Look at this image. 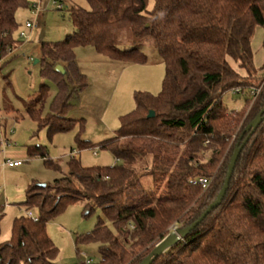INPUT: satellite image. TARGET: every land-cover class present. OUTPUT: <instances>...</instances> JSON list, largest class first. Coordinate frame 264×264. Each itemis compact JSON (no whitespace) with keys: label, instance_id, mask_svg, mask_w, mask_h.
<instances>
[{"label":"trees","instance_id":"trees-1","mask_svg":"<svg viewBox=\"0 0 264 264\" xmlns=\"http://www.w3.org/2000/svg\"><path fill=\"white\" fill-rule=\"evenodd\" d=\"M87 2L89 10L69 11L72 34L40 44L41 78L57 87L50 112L43 114L50 95L46 84L26 112L50 140L78 126L79 151L100 147L118 163L86 168L70 157L68 174L45 185L32 181L23 207L37 216L14 220L11 240L0 243V264H57L59 251L47 225L83 201L86 217L99 209L114 228L99 219L93 231L76 236L79 243L100 247V260L86 264H140L172 227L191 226L217 199L233 153L248 137L222 204L153 264H264V119L254 132H245L264 109V81L256 82L252 46L255 30L264 31V0H153L152 10L150 0ZM26 7V0H0L2 58L21 45L16 14ZM123 30L157 49L165 78L158 95L135 94V109L98 146L82 138L86 120L69 117L73 100L88 87L75 50L91 47L113 61L144 64L147 57L139 49L118 48ZM58 65L65 74L56 71ZM227 93L245 97L240 110H228ZM151 111L155 117L148 119ZM27 155L60 168L48 159L46 146L30 145ZM145 177L151 188L141 185ZM4 211L0 206V221Z\"/></svg>","mask_w":264,"mask_h":264},{"label":"rangeland","instance_id":"rangeland-1","mask_svg":"<svg viewBox=\"0 0 264 264\" xmlns=\"http://www.w3.org/2000/svg\"><path fill=\"white\" fill-rule=\"evenodd\" d=\"M26 1L29 7L21 8L16 14L20 27L15 33V39L21 45L8 56L0 57V140L9 142L6 154L0 144V206L5 208L0 221V243L11 240L14 220L27 214L23 207L27 186L32 181L43 185L52 183L68 174L67 163L72 150L79 152L77 157L86 168L118 163L109 151L100 147L79 151L76 146V136L80 131L78 126L68 133L56 134L50 140L47 132L39 130L37 124L28 116L26 104L37 96L43 84L50 88L44 115L50 112L52 101L57 95L56 85L44 81L41 78L40 65L34 63L40 58L41 42L63 41L74 32L69 16L70 9L79 7L89 10L90 6L87 0H63L64 9L58 10L53 0ZM153 4V0H150L148 10L153 9ZM36 7L39 9L38 15L34 13ZM27 22L34 24L32 32L27 28ZM263 32V29L257 28L252 40L257 83L264 81V51L261 40ZM116 44L122 50L139 49L147 57L146 62L127 64L113 61L96 51L91 53L90 50H94L91 47L75 50L76 63L81 73L87 77L89 89L73 100V113L80 111L73 119L86 120L82 138L98 146L114 137L121 117L135 109V94L158 95L165 78V63L149 42L137 40L130 31L123 30L118 33ZM223 102L229 111H238L243 107L245 97L237 93H227ZM69 117L72 118V115L69 114ZM30 145L46 146L48 159L57 163L59 170L49 169L40 157H28L27 147ZM8 156L22 159L25 162L23 167L5 169L7 166H4V162ZM141 185L146 189L151 188L152 180L148 177L142 178ZM86 202L68 206L47 225L48 234L59 251L57 264L98 262L99 245L79 243L76 236L93 231L99 219L104 220L114 231L112 224L99 209L89 217L85 216ZM30 212L37 216L35 210ZM174 227L171 228L172 231Z\"/></svg>","mask_w":264,"mask_h":264},{"label":"water","instance_id":"water-1","mask_svg":"<svg viewBox=\"0 0 264 264\" xmlns=\"http://www.w3.org/2000/svg\"><path fill=\"white\" fill-rule=\"evenodd\" d=\"M39 60H36L34 63L38 64ZM56 71L65 74V69L62 65H58L56 67ZM155 117V112L151 111L148 115V119H152ZM264 119V109L258 114V116L247 126L245 132L247 133H252L255 131V129L259 126V124L263 121ZM243 137V136H242ZM249 137L244 141L242 146H238L231 158L229 167H228V172L227 176L224 182V185L222 187L221 192L219 193L217 199L207 208V210L202 214V216L191 226L187 228H176L173 230L169 235H167L163 240H161L154 250L150 253L149 256H147L140 264H153L161 255H163L166 251L171 249L172 247L178 245L181 241H183L186 236H188L192 231H194L202 222L203 220L217 207H219L224 198L225 195L228 191L229 184L231 181V178L233 176V172L238 160V157L244 147V145L247 143Z\"/></svg>","mask_w":264,"mask_h":264},{"label":"built area","instance_id":"built-area-1","mask_svg":"<svg viewBox=\"0 0 264 264\" xmlns=\"http://www.w3.org/2000/svg\"><path fill=\"white\" fill-rule=\"evenodd\" d=\"M54 3L56 4L58 10H63L64 9V4H63V0H53ZM34 13L36 15L39 14V9L36 7V9L34 10ZM27 28L30 29V31L32 32L34 30V24L32 22H27L26 24ZM22 36H24V34H22ZM1 62V61H0ZM258 92V90H257ZM1 145L3 146L4 149V154H6V149L8 147V143L4 141V139H1ZM97 153V151L95 152V154ZM79 154V152L77 151H72L70 154V157H77ZM24 164V161L22 159H10V158H6L5 162H4V166H7L9 168H16V167H20ZM200 184L203 185V187H206L208 185V182L206 179H201ZM27 216L30 218H33L34 215L31 212L27 213ZM36 220V218H35Z\"/></svg>","mask_w":264,"mask_h":264},{"label":"crops","instance_id":"crops-1","mask_svg":"<svg viewBox=\"0 0 264 264\" xmlns=\"http://www.w3.org/2000/svg\"><path fill=\"white\" fill-rule=\"evenodd\" d=\"M263 39H264V32L262 33V42H263ZM93 49V48H92ZM90 51H92L91 53H93L94 54V52L93 51H95V50H90ZM262 51H263V49H262ZM98 57H96V59H97ZM99 59V58H98ZM111 65H113V64H111ZM79 67V66H78ZM80 69V68H79ZM80 71H81V69H80ZM89 89V85H88V87H87V89L84 91V92H86L87 90ZM79 112L80 111H75V113H73V111L70 113L71 115H72V119L73 118H75V116L74 115H76V114H79ZM78 118V117H77ZM8 143V146H9V142H7ZM73 151V150H72ZM71 154V153H70ZM11 157H15V159H19L18 157H16V156H11ZM11 157H9L8 156V158H10V159H14V158H11ZM69 157V156H68ZM78 159H79V157H77ZM25 163V162H24ZM114 165V164H113ZM112 165V166H113ZM21 167H23V165L22 166H20V167H16V168H21ZM5 169H8L9 167H4ZM16 168H9V169H16Z\"/></svg>","mask_w":264,"mask_h":264},{"label":"bare ground","instance_id":"bare-ground-1","mask_svg":"<svg viewBox=\"0 0 264 264\" xmlns=\"http://www.w3.org/2000/svg\"><path fill=\"white\" fill-rule=\"evenodd\" d=\"M176 228H174V230H175Z\"/></svg>","mask_w":264,"mask_h":264}]
</instances>
